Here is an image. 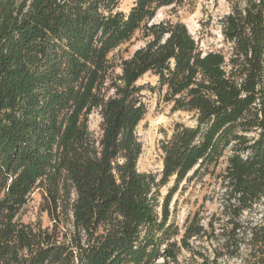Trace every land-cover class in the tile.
I'll return each instance as SVG.
<instances>
[{
	"label": "trees",
	"instance_id": "16d2710c",
	"mask_svg": "<svg viewBox=\"0 0 264 264\" xmlns=\"http://www.w3.org/2000/svg\"><path fill=\"white\" fill-rule=\"evenodd\" d=\"M185 1L124 12L121 0H0V264L178 263L202 237L239 264H264V0H229L228 52L158 18ZM137 33L144 44L115 57ZM147 73L150 90L195 119L162 140L160 175L138 169ZM206 176L222 190L218 233L200 208L182 227L170 219L181 184ZM37 189L51 225L20 219ZM253 210L258 220L245 219Z\"/></svg>",
	"mask_w": 264,
	"mask_h": 264
},
{
	"label": "rangeland",
	"instance_id": "374dc122",
	"mask_svg": "<svg viewBox=\"0 0 264 264\" xmlns=\"http://www.w3.org/2000/svg\"><path fill=\"white\" fill-rule=\"evenodd\" d=\"M135 0H121L119 9L128 12ZM229 0H186L185 3L177 7L173 13L171 7L159 11L158 18L171 16L186 23L191 33L198 40L204 51L223 50L228 52L230 44L225 41L220 19L230 12ZM172 13V14H171ZM144 44L137 33L128 43L122 45L114 52V56H129L138 47ZM138 84L146 86L145 100L148 104V112L145 118L137 127L139 139L143 145L142 154L138 160V169L141 172H152L160 175L163 169L162 140L169 137L177 122L192 125L195 122L193 113L185 110H173L172 103L166 102L163 98V91L156 88L149 89L150 85L157 84V77L147 73L138 80ZM101 117L98 111L90 115V128L96 133H100ZM226 161H223L218 168H224ZM173 184L171 181L162 188V194L168 192ZM222 190L217 179L206 176L203 179H194L190 182H183L179 190L174 194L170 209L172 221L179 226H183L186 218L197 209L202 210L203 222L213 218L216 226V233L221 232L222 226L226 224L227 218L221 215L220 198ZM42 194L37 189L33 192L31 200L24 207L20 214V219L24 222L41 221L44 226L51 225V220L47 213L41 210ZM263 207L260 209L262 210ZM260 217L257 210L244 213L245 219L258 220ZM221 239L202 237L192 241L194 252L183 250L178 263L167 264H200L206 259L207 264H239L240 258L223 255L225 252L221 248ZM203 254L202 255L200 254ZM163 262L162 259L157 263Z\"/></svg>",
	"mask_w": 264,
	"mask_h": 264
}]
</instances>
